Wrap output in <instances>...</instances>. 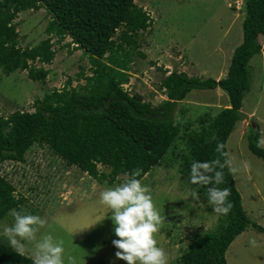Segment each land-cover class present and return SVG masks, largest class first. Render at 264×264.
<instances>
[{"label":"trees","instance_id":"16d2710c","mask_svg":"<svg viewBox=\"0 0 264 264\" xmlns=\"http://www.w3.org/2000/svg\"><path fill=\"white\" fill-rule=\"evenodd\" d=\"M42 6L51 13L46 37L34 45H20L24 35L18 33L15 18L23 10ZM242 10L243 41L234 49L226 74L216 80L166 71L157 87L165 98L153 104L123 87L135 56L142 55L139 32L151 22L146 9L134 0H0L3 74L26 70L31 80L44 82L49 70L42 64L55 56L51 36L60 42L66 35L87 55L90 71L89 75L78 72L75 85L68 77L60 89L45 91L33 102L32 111L0 114V162L23 161L33 144L46 145L65 166H75L91 178H106L108 186H115L128 179L133 169L140 170V180L161 163L174 165L183 183H189L193 161L215 160L223 165L219 169L223 182L214 186L229 190L231 208L215 229L195 235L179 264H227L225 251L236 236L247 227L260 229L241 205L225 147L235 122L242 119L239 109L249 89L248 61L260 53L257 36L264 34V0H243ZM217 87L226 93L228 103L213 114L208 108L194 120L182 122L190 108L184 101L187 94ZM258 143L259 130L250 124L247 147L264 161ZM97 163L109 170L100 171ZM120 174L126 178L121 180ZM210 186L211 182L197 186L204 203ZM12 191L10 181L0 174V219L24 201L22 196L15 199ZM0 264H32V259L0 239Z\"/></svg>","mask_w":264,"mask_h":264},{"label":"rangeland","instance_id":"374dc122","mask_svg":"<svg viewBox=\"0 0 264 264\" xmlns=\"http://www.w3.org/2000/svg\"><path fill=\"white\" fill-rule=\"evenodd\" d=\"M134 2L146 9L151 22L147 29L139 32L142 55L135 56L132 72L128 73L129 82L123 84L124 88L155 104L165 98L157 87L166 71L174 69L215 79L225 75L234 47L243 41L244 13L232 7L235 0ZM50 18L51 13L43 6L19 12L14 20L18 33L24 35L19 44L34 45L46 37L44 28ZM51 40L55 56L50 63L42 64L49 70L44 82L31 80L26 70L8 75L0 71L1 115L14 110L32 111L33 102L45 91L60 89L68 77L75 85L78 72L90 74L87 55L71 36L66 35L60 42ZM258 41L264 48V34H259ZM248 69L249 89L239 109L243 118L235 122L225 147L241 205L260 229L247 227L236 236L225 251L227 264H264V161L247 147L249 125L253 123L259 130L258 144L264 150V51L250 58ZM227 99L220 88L193 89L184 100L190 108L181 120H194L208 108L213 114ZM65 165L46 145L34 144L23 161L0 162V174L13 186L14 198L22 196L24 199L13 209L44 218L46 224L37 234L38 238L50 232L63 242L65 257L72 256L75 264H126L114 256L113 224L110 214L105 213L99 203L100 191L109 187L106 178H91L75 166ZM97 168L104 173L109 170L99 163ZM119 178L124 180L126 174H120ZM181 179L174 165L164 163L154 166L140 179L148 186L154 206L165 218L154 238L165 252L167 264H179L181 253L195 235L215 229L225 218L217 216L200 198L197 201L182 199L189 188L196 187L198 191V187L184 184ZM103 214L104 218L94 226L71 233L74 225ZM11 223L8 212L0 219V229ZM0 239L7 242L6 238ZM32 246L33 242L25 245L24 253L30 257Z\"/></svg>","mask_w":264,"mask_h":264},{"label":"clouds","instance_id":"9594fccd","mask_svg":"<svg viewBox=\"0 0 264 264\" xmlns=\"http://www.w3.org/2000/svg\"><path fill=\"white\" fill-rule=\"evenodd\" d=\"M242 2V0H235L232 7L237 10L242 9ZM228 6H231L230 3ZM52 38L55 41V37L51 36ZM262 51L264 48L261 45L260 53ZM252 126H254L253 123ZM220 147L218 144L216 150L218 151ZM220 168H223V165H218L215 160L193 161L189 166L188 175L189 183L192 185H207L210 182L213 184L207 188L206 204L217 216H224L231 208V201L228 200L227 188L214 186L223 182V172L219 170ZM139 173V169H133L128 179L115 186H109L99 193V203L104 207V212L110 214L113 224L112 231L115 238L111 240V244L116 249L114 256L122 259L126 264H167L166 254L157 246L154 238V233L158 231L165 218L154 206L148 186L137 179ZM188 198L192 201L199 200L200 193L196 187L189 188L182 197L184 200ZM172 211L175 212V208ZM9 215L12 217V223L0 229V237L6 238L8 245L17 254H24L26 243L33 242L32 264H66V261L67 264H75L72 256L65 257L63 242L56 239L50 232L42 233L38 238L37 234L46 224L44 218L17 209H9ZM104 216L105 214L74 225L71 233L94 226Z\"/></svg>","mask_w":264,"mask_h":264},{"label":"crops","instance_id":"0c3cea01","mask_svg":"<svg viewBox=\"0 0 264 264\" xmlns=\"http://www.w3.org/2000/svg\"><path fill=\"white\" fill-rule=\"evenodd\" d=\"M230 245V244H229Z\"/></svg>","mask_w":264,"mask_h":264}]
</instances>
